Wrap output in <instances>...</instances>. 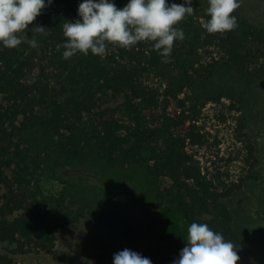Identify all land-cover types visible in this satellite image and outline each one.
I'll return each instance as SVG.
<instances>
[{
	"label": "trees",
	"instance_id": "trees-1",
	"mask_svg": "<svg viewBox=\"0 0 264 264\" xmlns=\"http://www.w3.org/2000/svg\"><path fill=\"white\" fill-rule=\"evenodd\" d=\"M83 0H52L26 35L32 39L34 26L47 34H36L37 46L22 42L9 49L0 43V242L15 245V252L52 249L58 229L84 215L67 203V194L44 192L45 176L56 177L73 168L99 169L102 176L113 171L144 169L148 175L164 178L168 185L158 188L155 199L175 209L185 222L175 247L186 246L187 230L206 223L211 230L231 241L239 264H262L261 258L239 232L229 200L244 185L258 178L257 147L237 120L236 131L244 143L247 173L237 181H224L204 171L196 148L208 143V134L199 124L195 106L171 101L150 82L151 74L172 61L187 44L190 53L198 46L216 47L226 64L240 70L264 72V27L251 23L236 10L237 26L226 33L209 34L201 21L208 0H192L194 12L177 25L196 33L190 41L176 40L165 60L154 42H139L130 48L108 45L103 57L77 53L63 58L66 42L62 24L81 19ZM98 2V0H97ZM122 9L129 0H109ZM181 4L184 0H167ZM184 35V37H185ZM219 59L191 66L184 71L187 84L195 85L214 76ZM170 93V92H169ZM232 108L239 110L236 103ZM42 135L32 144L30 135ZM102 223L114 226L119 212L102 209ZM121 235L136 253L152 264H174L179 256H169L155 237L152 222L135 223L119 217ZM146 240L144 247L139 243ZM0 264H18L0 252ZM96 264H103L102 256Z\"/></svg>",
	"mask_w": 264,
	"mask_h": 264
},
{
	"label": "rangeland",
	"instance_id": "rangeland-1",
	"mask_svg": "<svg viewBox=\"0 0 264 264\" xmlns=\"http://www.w3.org/2000/svg\"><path fill=\"white\" fill-rule=\"evenodd\" d=\"M238 2L241 15L264 27V0ZM195 36L194 32L187 33L184 39L189 43ZM213 57L220 61L214 76L192 86L187 84L184 71ZM150 82L163 94L164 101H171L170 111L178 108V100L172 94L185 100L187 106H195L194 114L198 113L199 124L209 140L194 151L204 171L212 177L219 175L221 180L230 182L247 173V153L236 131L237 120L244 121L246 132L257 147L258 178L247 182L229 205L239 232L264 264V72L229 66L213 46L199 45L193 55L186 44L172 61L151 74ZM232 103L239 110L232 108ZM41 136L31 134L27 139L35 144ZM168 184V180L152 177L144 169L117 170L102 176L99 169L73 168L56 177L45 176L44 192L52 196L68 192V205L84 215L58 229V240L52 249L19 253L14 244L0 242V252L9 254L18 264H96L100 255L103 264H113L114 254L124 249L136 252L121 235L119 217H124L135 223L152 222L165 253L179 256L175 242L183 234L185 222L174 208L155 199L157 189ZM104 208L120 213L114 226L101 222ZM146 243L140 242L139 247Z\"/></svg>",
	"mask_w": 264,
	"mask_h": 264
},
{
	"label": "clouds",
	"instance_id": "clouds-1",
	"mask_svg": "<svg viewBox=\"0 0 264 264\" xmlns=\"http://www.w3.org/2000/svg\"><path fill=\"white\" fill-rule=\"evenodd\" d=\"M51 4L52 0H48ZM192 0L168 4L167 0H129L122 9L109 0H83L79 4L81 19L62 24L66 42L57 44L63 58L69 59L89 51L103 57L108 45L130 48L139 42H154V48L165 60L170 56L174 42L184 39V31L177 27L186 16L193 14ZM201 26L209 34L226 33L235 29L237 18L233 13L240 7L238 0H208ZM47 5L45 0H0V43L9 49L27 42L35 48L36 34H47L43 26L32 28L33 38L26 32ZM235 245L214 232L206 223L193 222L187 230L186 246L174 264H239ZM113 264H152L140 254L124 249L113 257Z\"/></svg>",
	"mask_w": 264,
	"mask_h": 264
}]
</instances>
